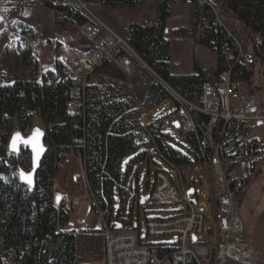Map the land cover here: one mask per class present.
I'll list each match as a JSON object with an SVG mask.
<instances>
[{
  "label": "built area",
  "instance_id": "obj_1",
  "mask_svg": "<svg viewBox=\"0 0 264 264\" xmlns=\"http://www.w3.org/2000/svg\"><path fill=\"white\" fill-rule=\"evenodd\" d=\"M35 1L29 0L32 3ZM199 1L203 6L204 0ZM57 2L72 7L89 21L79 24L72 20L85 38V44L77 43L69 35L49 32L45 27L38 26L41 35H49L48 41L57 52L59 62L75 83L69 89L66 104L69 115L85 113L89 80L102 65L114 66L126 77H132L137 63L160 80L134 53L128 39L119 36L93 16L83 14L80 6L72 0ZM174 3L194 5L193 0H174ZM212 10L215 11L213 7ZM203 13H200L201 21L204 20ZM249 34L258 54L256 62L248 50L244 52L242 43L236 39L237 48L225 57L228 64L235 61L229 71L198 85L191 99L160 80L175 100L177 109L169 115L162 113L147 127L140 125L137 116V125L131 133L137 148L144 146L146 151L128 164L126 175L113 181L120 191L117 200L113 198L110 203L103 189L101 198L104 207L95 200L100 221L94 229L103 237L105 264H264V246L254 247L246 241L240 217L241 201L249 186L264 177V157L257 158L259 143L250 137L252 128L248 126L249 122L264 125V52L258 46V36L251 31ZM33 40L40 61L39 43L36 37ZM237 64L252 67L249 81L232 78ZM47 71H40L36 85H43V76ZM130 89L132 85L128 84ZM112 92L121 102L127 101V93L115 89ZM149 94L148 91L142 107L150 99ZM135 110L137 108H127L125 114ZM29 114L40 118L39 111H29ZM39 130L47 133L46 128ZM174 131L193 144L194 158L171 146ZM28 133L29 130L23 131L24 136H28ZM71 152H61L58 161L68 163ZM154 156H158L170 168V172L160 170ZM122 162L126 163L127 157ZM145 167L149 168V175L151 169L156 168V179L152 182L151 194L140 197L143 186L140 173ZM199 167L205 178L200 177L201 183L204 185L207 182L209 194H199L196 190ZM187 170L190 171L189 175ZM170 174L177 175L178 181L175 182ZM147 189H150L149 181ZM191 190L194 193L189 196ZM115 203L120 205L117 218L112 216ZM162 206H177L179 210L173 216L164 210L161 212L163 215L151 218L149 214L156 213V209ZM208 206L213 216L211 227L207 220ZM135 218H138L137 223L134 222ZM144 218L146 225L142 227ZM74 232L81 234L79 230ZM189 252H197V261L189 260Z\"/></svg>",
  "mask_w": 264,
  "mask_h": 264
},
{
  "label": "trees",
  "instance_id": "obj_2",
  "mask_svg": "<svg viewBox=\"0 0 264 264\" xmlns=\"http://www.w3.org/2000/svg\"><path fill=\"white\" fill-rule=\"evenodd\" d=\"M43 6L57 15L60 26L72 20L79 24L88 19L72 7L58 0H40ZM145 0H100L108 8H135ZM201 6V1L193 0ZM174 0H162L157 6V21L132 23L127 29L129 46L143 63L165 84L185 98L191 99L195 88L215 75L229 71L226 54L237 48L239 42L248 43V52L254 62L258 54L247 31L258 36V46L264 52V0H209L198 44L217 55L215 69L202 70L195 61L194 74L175 76L171 73V43L165 32L171 18ZM212 7L215 11L212 10ZM223 23L234 26L230 34ZM202 24V21H201ZM37 37L35 26L32 28ZM196 37V34H194ZM31 48V47H30ZM32 50V49H31ZM33 51V50H32ZM137 64V63H135ZM139 65V64H138ZM106 65L98 68L96 74ZM252 67L237 64L232 71L234 80L249 81ZM37 71L31 80L0 85V264H79L78 237L65 227L69 224V210L60 204L54 179L59 172V154L73 151L84 160L86 179L95 199L104 207L103 189L112 203L114 182L123 176L122 159L133 153L132 129L137 125L135 113L125 114L132 105L118 100L111 88L89 86L85 95V113L68 114L69 89L75 85L58 61L54 70L43 76V85L35 84ZM161 81H151L150 93L158 106L171 98ZM34 113L39 111L47 133V151L41 161L33 190L19 181L18 170H30L32 157L28 149L16 156L8 146L15 127L26 131Z\"/></svg>",
  "mask_w": 264,
  "mask_h": 264
},
{
  "label": "rangeland",
  "instance_id": "obj_3",
  "mask_svg": "<svg viewBox=\"0 0 264 264\" xmlns=\"http://www.w3.org/2000/svg\"><path fill=\"white\" fill-rule=\"evenodd\" d=\"M161 1L149 0L147 4L143 3L135 8L115 9L103 6L100 0H72L73 3L80 6V11L83 14L90 17L93 16L126 40L129 25L142 20L144 16L149 21L154 19L157 6ZM208 1H202L203 6L195 4L179 5L175 3L171 5L174 11L179 10L180 18H173L172 27L170 26L167 34L171 38L172 43L173 65L178 69L177 72L181 74L192 73L195 68V61L206 70L217 67L218 59L216 53L198 44L201 31L204 27L203 21L201 24L200 13L204 11V5ZM220 1L222 3L225 2V0ZM204 15L206 16L207 12ZM57 18L56 13L45 8L43 2L40 0H36L33 3L29 2V0H0V85H10L17 81L31 80L34 69L37 71V76H39L40 71L43 69L49 71L55 69L56 63L59 61L57 58L58 54L48 41L49 35H41V28H39L41 26L45 27L49 32L58 31L69 35L77 43H86L78 27H75L72 23L60 26L57 23ZM179 21L180 24L178 23ZM33 26H35L37 37L32 29ZM223 26L230 34L235 33L234 26L230 23H223ZM194 34H196V37H194ZM247 36L251 37L249 31H247ZM35 37L40 47V51L38 52L41 56L40 61L37 59V49H32V43H36L33 40ZM241 43L244 52H247L248 43ZM208 76L209 80H214L216 78L215 70L209 72ZM152 80L158 81L151 72L138 64H135V74L132 77H126L125 74L114 66H106L91 78L90 85L101 88L109 87L124 94L127 93L128 98L126 102L132 105V108H137L133 113L139 116L140 125L147 127L151 126L159 116H162V113L169 115L177 109V104L172 97L162 104L153 107L155 101L151 93L149 94L150 99H148L146 106H141L147 92H150L149 86ZM128 84L132 85V89L128 90ZM150 107L153 108L148 109ZM248 126L250 129L252 128L250 137L259 143L260 153L257 158H263L264 125L257 126V123L249 122ZM36 128L45 129L46 126L41 118L34 116L27 135H30ZM18 132L23 133L16 126L13 134ZM173 134L174 141L170 142L171 146L183 154H188L190 158H194L193 153L195 148L193 144L177 131H174ZM145 151L146 148L142 146L127 156V162L123 164V176L127 173L128 164L136 161ZM153 159L160 166V170L170 172V168L158 156H154ZM30 170L24 171L29 172ZM156 172L155 167L151 169L150 175L148 167H145L141 171L140 179L143 186L140 190V197L151 194L153 189L152 182L156 179ZM189 174L190 171L187 170V175ZM198 175L200 176L196 178L197 192L199 194L202 192L209 194L207 182L204 185L201 183L200 177L203 180L205 179L201 167H199ZM170 176L175 182L178 181L177 175L170 174ZM148 181L150 182L149 190L147 189ZM54 183L56 192H58L57 195L61 198L60 204L69 210L70 220L65 229L69 230L73 226L81 232L80 235H76L74 232L78 237L79 264H105L103 237L96 233L94 229L96 224L99 223L100 218L95 205L96 199H94V194L86 179L83 157L77 154V152H71L68 157V163L59 162V172L54 179ZM119 197V188L115 187L114 198L117 200ZM164 210L171 212L173 216V213L178 211L179 208L177 206H162L156 209V213H150L149 215L151 218L158 217L163 215L161 212ZM119 212L120 205L115 203L112 213L113 218H117ZM166 216L168 215L166 214ZM240 217L244 224L246 241L254 247L264 246V177L257 179L249 186L247 193L241 201ZM84 220L87 221V224L82 223ZM207 220L208 226L211 227L213 216L209 206L207 209ZM134 222L137 223L138 218H135ZM141 225L145 227V218L141 221ZM167 240L170 241V239ZM8 264L10 263L8 262Z\"/></svg>",
  "mask_w": 264,
  "mask_h": 264
},
{
  "label": "snow or ice",
  "instance_id": "obj_4",
  "mask_svg": "<svg viewBox=\"0 0 264 264\" xmlns=\"http://www.w3.org/2000/svg\"><path fill=\"white\" fill-rule=\"evenodd\" d=\"M42 136V133L40 132L39 129L33 130V133L30 137L24 138L20 133H16L10 142V149L13 152H16L17 154L20 153L21 151V145L27 149L30 147L31 152L33 153V161L35 164V161L38 160L41 152L43 151L42 146L39 144V137ZM34 170V169H33ZM20 179L27 184L31 185L32 184V173H25L23 170L20 172Z\"/></svg>",
  "mask_w": 264,
  "mask_h": 264
},
{
  "label": "water",
  "instance_id": "obj_5",
  "mask_svg": "<svg viewBox=\"0 0 264 264\" xmlns=\"http://www.w3.org/2000/svg\"><path fill=\"white\" fill-rule=\"evenodd\" d=\"M259 125H260V124H259ZM176 127H178V124H176ZM40 132L42 133V136L39 137V144L42 146L43 151L41 152V154H40L38 160L35 161V164H34V161H33V153L31 152L30 147L27 148V149L30 151V153H31V157H32V168H31V170L29 171V172L32 173V177H33L32 184H31V185L27 184L26 182H24V181H22V180L20 179V172H21V170H23V169H19V170H18V178H19V181H20L21 183H23L24 185H26L27 187H29L30 190H33L34 187H35V185H36V175H37V172H38V170H39V168H40V166H41V161H42V159H43V157H44V155H45V153H46V151H47V146H46V142H45L46 134H45V132H43L42 130H40ZM18 133H20V134L26 139V138L30 137V136L32 135L33 132H32L30 135H28V136H24L23 133H21V132H18ZM15 134H16V133H15ZM15 134H13L12 137H13ZM12 137H11V139H10V142H11V140H12ZM10 142H9V146H8V151H9V153H11V154H14V155L18 156V155L21 153L22 149H25V147H24L23 145H21V146H20V147H21V151H20L19 154H17L16 152L11 151V149H10ZM33 169H34V170H33ZM23 171H24V170H23ZM24 172H25V173H29V172H26V171H24ZM193 193H194V191L191 190V191L188 193V195L190 196V195L193 194ZM60 196L63 197L62 195H60Z\"/></svg>",
  "mask_w": 264,
  "mask_h": 264
},
{
  "label": "crops",
  "instance_id": "obj_6",
  "mask_svg": "<svg viewBox=\"0 0 264 264\" xmlns=\"http://www.w3.org/2000/svg\"><path fill=\"white\" fill-rule=\"evenodd\" d=\"M147 2H149V0H145L144 1V3H146L147 4ZM177 11V12H176ZM179 12V10H173V7H171V18L168 20V23H167V28H166V32H165V36H166V38L170 41V43H171V38L168 36V29H170V26L172 27V22H173V18L175 17V18H180L179 17V15H180V12ZM157 17H158V13L156 12L155 14H154V19H152L151 21H149L148 20V18L147 17H143L142 18V20H140V21H137V22H133V23H140V24H147V23H154V22H156L157 21ZM179 24H180V21L178 22ZM175 30V29H174ZM171 47H172V43H171ZM202 67V68H201ZM200 68L202 69V70H206V69H204L203 68V66H200ZM178 71V69L177 68H175L174 67V65H173V55H172V48H171V73H172V75H175V76H180V75H188V74H181L180 72H177ZM194 72H195V69H194V71L192 72V73H189V74H194ZM90 209V208H89ZM88 209V210H89ZM92 221V220H91ZM90 221V222H91ZM83 224H87V221H83L82 222ZM94 223H95V221H94ZM94 227V226H93ZM74 227L72 226V227H70V229H69V231H74V230H76L75 228H74V230H72Z\"/></svg>",
  "mask_w": 264,
  "mask_h": 264
},
{
  "label": "bare ground",
  "instance_id": "obj_7",
  "mask_svg": "<svg viewBox=\"0 0 264 264\" xmlns=\"http://www.w3.org/2000/svg\"><path fill=\"white\" fill-rule=\"evenodd\" d=\"M32 49L33 50H36L37 48H36V43H32ZM37 51V50H36ZM135 53V52H134ZM136 54V53H135ZM91 80V79H90ZM90 80H89V84H90ZM158 81H160L159 79H158ZM68 95H69V93H68ZM189 260L190 261H197V252H189Z\"/></svg>",
  "mask_w": 264,
  "mask_h": 264
}]
</instances>
